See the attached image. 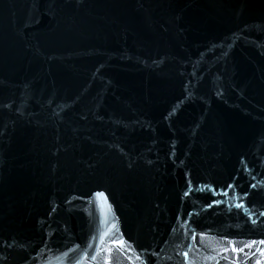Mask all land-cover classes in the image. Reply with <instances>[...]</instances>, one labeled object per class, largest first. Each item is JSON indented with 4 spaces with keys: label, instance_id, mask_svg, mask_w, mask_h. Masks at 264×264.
<instances>
[{
    "label": "water",
    "instance_id": "95a60500",
    "mask_svg": "<svg viewBox=\"0 0 264 264\" xmlns=\"http://www.w3.org/2000/svg\"><path fill=\"white\" fill-rule=\"evenodd\" d=\"M262 241L264 0H0V264Z\"/></svg>",
    "mask_w": 264,
    "mask_h": 264
},
{
    "label": "snow or ice",
    "instance_id": "6c2138e0",
    "mask_svg": "<svg viewBox=\"0 0 264 264\" xmlns=\"http://www.w3.org/2000/svg\"><path fill=\"white\" fill-rule=\"evenodd\" d=\"M186 195H187V193H186ZM261 243H264V241H262ZM249 247H250V245H249ZM241 251H243V249H241Z\"/></svg>",
    "mask_w": 264,
    "mask_h": 264
}]
</instances>
